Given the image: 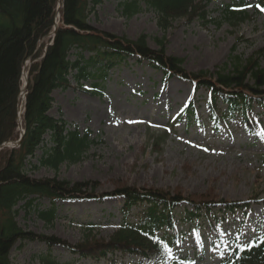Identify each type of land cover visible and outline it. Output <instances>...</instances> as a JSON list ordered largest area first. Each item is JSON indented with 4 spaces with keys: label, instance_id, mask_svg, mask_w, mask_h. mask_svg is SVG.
I'll return each mask as SVG.
<instances>
[{
    "label": "rangeland",
    "instance_id": "obj_1",
    "mask_svg": "<svg viewBox=\"0 0 264 264\" xmlns=\"http://www.w3.org/2000/svg\"><path fill=\"white\" fill-rule=\"evenodd\" d=\"M125 1L103 0L91 15V24L133 40L146 35L153 49H158L163 41L166 53L182 58L189 73H214L234 54L243 59L257 54L264 66V13L254 12L253 6L249 8L250 17L235 28L222 15L228 0H213L206 9L215 21L180 18L164 29L159 25L158 14L144 4L139 13L126 17L120 6ZM248 1L255 5L259 0ZM49 42L48 37L42 44ZM75 52L71 60L75 59ZM31 63L28 60L27 66ZM70 81L69 88L54 91L51 114L63 117L82 132L90 129L92 138L100 142L91 145L81 162L62 164L57 171L40 168L31 175L95 182L97 194L119 187L159 188L178 191L196 201L209 197L232 202L254 197L258 201L218 220L197 221L198 229H194L195 224L190 227L189 223H178L177 232H185L179 247L165 260L155 257L145 264H170L187 256L216 263L221 246L229 239L240 234L245 240L264 228V107L255 108L259 125L254 133L246 130L241 119L215 126L209 119L208 93L204 88L177 76L165 77L163 71L138 57L122 60L109 72L101 95L90 91L91 80L78 84L70 76ZM190 102L195 103L199 120L188 123L180 117L179 121V113ZM41 154L39 150L34 163ZM38 203L42 209L50 206L48 199ZM23 204L18 206L17 219L23 228L76 244L84 239L91 222L96 225L94 237L108 239L120 223L123 198L59 200L58 217L52 223L42 220L34 208L27 213L21 208ZM19 245L12 252L15 261L43 264L40 257L47 252L45 244L32 241ZM52 254L62 263L73 259L63 248L54 249ZM113 257L114 260L83 259L75 264L141 261L131 254L118 253Z\"/></svg>",
    "mask_w": 264,
    "mask_h": 264
},
{
    "label": "trees",
    "instance_id": "obj_2",
    "mask_svg": "<svg viewBox=\"0 0 264 264\" xmlns=\"http://www.w3.org/2000/svg\"><path fill=\"white\" fill-rule=\"evenodd\" d=\"M103 0H61L60 17L57 7L60 0H0V148L7 142L19 140L18 107L22 88L23 69L28 59L29 84L23 115L22 143L19 147L0 150V264H19L12 257L18 243L39 241L47 246L42 254L43 264H75L82 258L100 260L107 253L122 251L137 254L147 260L168 256L178 235L171 233L177 217L176 208L188 202L193 211L185 210L181 221H192L218 205L226 211L243 208L246 202H232L213 197L196 201L180 192L171 193L159 188L119 187L115 191L97 194L95 182H72L58 177H35L30 172L40 168L57 171L62 164L81 162L96 139L91 131L81 132L63 117L50 114L54 106L53 92L71 86L69 76L81 84L91 80L92 93L101 94L108 73L129 56H138L151 66L162 70L165 76H179L205 88L209 96L206 104L210 120L215 125L223 121L241 119L248 130L255 131L254 105L264 106V66L258 56L243 59L231 55L214 73H189L184 60L166 53L165 43L151 48L147 36L137 39L118 36L99 30L91 24V15ZM212 0H127L120 3L123 14L130 18L141 11V4L158 14V22L167 28L172 21L186 18L205 23L215 21L206 9ZM255 11L264 12V0H259ZM247 0H230L225 3L222 15L234 28L245 22L250 14ZM59 21L51 44H42ZM45 47V49H44ZM73 51L75 60H71ZM188 122L198 119L197 109L191 102L179 115ZM177 120V121H178ZM47 136L49 139L47 140ZM156 142V146H157ZM42 154L38 157L37 152ZM89 189H91L89 191ZM108 196L124 199L121 221L108 238L97 239L96 227L88 223V233L81 242L71 244L56 235L39 234L23 228L18 222L20 209L27 213L34 208L47 223L57 219V201L83 199L103 201ZM48 199L50 206L39 208L41 200ZM251 199H254L252 197ZM35 204V206H34ZM264 233L249 243H235L223 255L219 264H264ZM16 246V247H15ZM63 247L73 255L72 261L60 262L52 252ZM78 256V257H77ZM172 264H197L181 260Z\"/></svg>",
    "mask_w": 264,
    "mask_h": 264
},
{
    "label": "water",
    "instance_id": "obj_3",
    "mask_svg": "<svg viewBox=\"0 0 264 264\" xmlns=\"http://www.w3.org/2000/svg\"><path fill=\"white\" fill-rule=\"evenodd\" d=\"M55 33H56V30L53 32V35H55ZM27 87H28V80L26 81V85H25V87H24V91H26L27 90ZM21 141H22V138L18 141V142H16L15 144L16 145H20L21 144Z\"/></svg>",
    "mask_w": 264,
    "mask_h": 264
},
{
    "label": "bare ground",
    "instance_id": "obj_4",
    "mask_svg": "<svg viewBox=\"0 0 264 264\" xmlns=\"http://www.w3.org/2000/svg\"><path fill=\"white\" fill-rule=\"evenodd\" d=\"M23 82H24V84H25V82H26V73L24 74V76H23ZM23 96H21V98H22Z\"/></svg>",
    "mask_w": 264,
    "mask_h": 264
},
{
    "label": "snow or ice",
    "instance_id": "obj_5",
    "mask_svg": "<svg viewBox=\"0 0 264 264\" xmlns=\"http://www.w3.org/2000/svg\"><path fill=\"white\" fill-rule=\"evenodd\" d=\"M262 11H264V9H261ZM262 242H264V240H262Z\"/></svg>",
    "mask_w": 264,
    "mask_h": 264
}]
</instances>
